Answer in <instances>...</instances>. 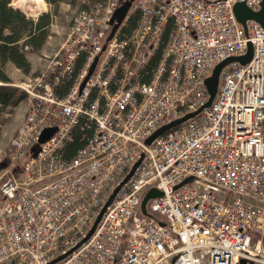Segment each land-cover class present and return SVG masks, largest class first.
I'll return each mask as SVG.
<instances>
[{
	"label": "built area",
	"instance_id": "obj_1",
	"mask_svg": "<svg viewBox=\"0 0 264 264\" xmlns=\"http://www.w3.org/2000/svg\"><path fill=\"white\" fill-rule=\"evenodd\" d=\"M123 1H83L21 85L27 113L0 175V264H264V27L251 19L246 32L234 11L262 0H133L108 40ZM249 43L252 58L222 68L211 105L146 142L202 107L215 66ZM47 127L57 130L39 143ZM153 187L162 194L144 212Z\"/></svg>",
	"mask_w": 264,
	"mask_h": 264
},
{
	"label": "trees",
	"instance_id": "obj_2",
	"mask_svg": "<svg viewBox=\"0 0 264 264\" xmlns=\"http://www.w3.org/2000/svg\"><path fill=\"white\" fill-rule=\"evenodd\" d=\"M11 1L0 0V119L5 108L18 105L28 96L25 90L10 84L11 77L6 72V64L12 62L26 73L32 70L28 54L41 51L50 33V24L54 13L59 10L62 2L69 0H46L52 9L43 11L35 18L13 6ZM84 4L81 3L82 6ZM136 21L137 14L132 15L124 29L131 31ZM70 84L71 81L64 83L59 93L67 90ZM81 141L83 140L80 136L69 143L68 147L71 152L68 155H72L73 150Z\"/></svg>",
	"mask_w": 264,
	"mask_h": 264
},
{
	"label": "rangeland",
	"instance_id": "obj_3",
	"mask_svg": "<svg viewBox=\"0 0 264 264\" xmlns=\"http://www.w3.org/2000/svg\"><path fill=\"white\" fill-rule=\"evenodd\" d=\"M85 0H69L62 2L59 6V10L54 13L51 24H50V34L47 37L41 51L37 53V63L36 71L41 70L47 64V58L45 55L53 56L58 49L61 47L62 43L65 41L67 33L71 25L72 16L78 11L81 6V2ZM12 5L19 7L24 10L28 16L35 17L37 11H49L52 9V6L45 2L44 9H37L36 11H30L32 8H35L33 3L27 5L24 4L20 6L19 0H12ZM30 8V9H29ZM31 12H29L28 10ZM36 9V8H35ZM37 17V16H36ZM6 72L8 73L9 70ZM11 73V71L9 72ZM10 75V74H8ZM14 78H11L10 84L20 88L22 84H25L29 81V78L32 77L23 75L18 71H15L13 74ZM1 82V81H0ZM21 89V88H20ZM28 100L25 99L16 106H8L5 108L1 114L0 119V175L5 168V162L8 159L9 151L11 150V141L13 136L17 133L19 126L24 120L26 113V106ZM18 127V128H17ZM17 128V130H16Z\"/></svg>",
	"mask_w": 264,
	"mask_h": 264
},
{
	"label": "water",
	"instance_id": "obj_4",
	"mask_svg": "<svg viewBox=\"0 0 264 264\" xmlns=\"http://www.w3.org/2000/svg\"><path fill=\"white\" fill-rule=\"evenodd\" d=\"M132 1L133 0H126L123 3V5H121L119 8L116 9L112 19L110 20V24H112V29H111V32L108 36V39H111L115 35L116 31L118 30L121 23L125 19L127 12H128V10L132 4ZM234 11H235V14L237 16V19L244 25L246 32H247V20H249V19L257 21L262 27H264V0H262L261 7L258 10H254V9L250 8L249 6H247V4L244 1H239L234 5ZM252 54H253V46L251 43H249L248 51L245 55L231 56V57H228V58L224 59L223 61L219 62L215 66L212 74L206 79L207 89H208V92L210 94L207 102L202 107H200L198 110L189 112L185 116L178 118V119H176V120H174L168 124H165V125L159 127L156 131H154L147 138L146 142L148 144L152 143V141L154 139H156L158 136L162 135L164 132H166L170 128H172V127L180 124L184 120L194 116L196 113L201 111L204 107L211 105V103H212L213 99L215 98L216 93L218 91V86H219V81H220V73H221L222 68L232 61H239L241 63H246L252 58ZM97 61H98V58H95L92 66L90 68L89 74L87 75V77L85 78V80L82 83V87L84 86V84L87 81V79L89 78V76L92 74V72L96 66ZM56 129H57L56 127H49V128L44 129V131L40 137V142L46 141L56 131ZM138 163H139V161L134 165L131 172L125 177L123 182L114 190L113 194L111 195V197L107 201L103 210H105L106 206L112 201V199L114 198L115 194L120 189L122 184L125 183L129 179V177L132 175V173L134 172ZM4 164L6 165V162ZM189 178H187L186 180H188ZM161 194H162V191H160L159 189H157L155 187L151 188L147 192V194L145 195V197L143 199V202H142L143 211L146 212V203L150 198L159 196ZM103 210H102V212H103ZM100 216H101V214L99 215L98 218H100ZM61 257L62 256H60L58 259H60ZM241 264H245L244 259L242 260Z\"/></svg>",
	"mask_w": 264,
	"mask_h": 264
},
{
	"label": "crops",
	"instance_id": "obj_5",
	"mask_svg": "<svg viewBox=\"0 0 264 264\" xmlns=\"http://www.w3.org/2000/svg\"><path fill=\"white\" fill-rule=\"evenodd\" d=\"M37 53H29L28 54V57H29V59H30V61H31V64H32V70L30 71V72H28V73H26V72H24L23 70H21L20 68H18L14 63H12V62H8L7 64H6V69H7V71L9 70V72L11 71V73H9L8 72V74H10L9 76L11 77V78H14V76L12 75L15 71H18L19 73H21V74H23V75H28V76H30V75H33V74H35L36 73V63H37V60L38 59H36L37 58ZM26 111V110H25ZM18 128V127H17ZM17 128H16V130H17Z\"/></svg>",
	"mask_w": 264,
	"mask_h": 264
},
{
	"label": "bare ground",
	"instance_id": "obj_6",
	"mask_svg": "<svg viewBox=\"0 0 264 264\" xmlns=\"http://www.w3.org/2000/svg\"><path fill=\"white\" fill-rule=\"evenodd\" d=\"M19 2H20V6L21 5H23L24 6V4L25 5H27V6H29L30 4L29 3H33L34 4V6H35V8H32L30 11H36L37 9H44V7H45V0H19ZM29 4V5H28ZM30 9V8H29ZM28 10V9H27ZM29 11V10H28ZM29 11V12H30ZM37 12H40V11H37ZM31 13V12H30Z\"/></svg>",
	"mask_w": 264,
	"mask_h": 264
}]
</instances>
